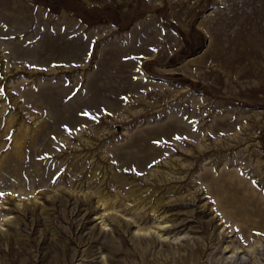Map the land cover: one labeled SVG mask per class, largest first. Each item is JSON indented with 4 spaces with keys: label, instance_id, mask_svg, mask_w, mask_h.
<instances>
[{
    "label": "rangeland",
    "instance_id": "rangeland-1",
    "mask_svg": "<svg viewBox=\"0 0 264 264\" xmlns=\"http://www.w3.org/2000/svg\"><path fill=\"white\" fill-rule=\"evenodd\" d=\"M0 90V264H264V0H0Z\"/></svg>",
    "mask_w": 264,
    "mask_h": 264
},
{
    "label": "snow or ice",
    "instance_id": "snow-or-ice-1",
    "mask_svg": "<svg viewBox=\"0 0 264 264\" xmlns=\"http://www.w3.org/2000/svg\"><path fill=\"white\" fill-rule=\"evenodd\" d=\"M0 91H2V90H0ZM82 115H84V116H86V117H89V118H91V119H95V117H93L90 113H88V112H84V113H82ZM109 115H110V113H109ZM65 131L66 132H68L69 134H71V129H69L67 126H65ZM175 139H177V140H179V139H184L183 137H174ZM53 139H55V138H53ZM157 144H159L160 142L159 141H157L156 142ZM155 163V162H154ZM152 165H150V167H151ZM138 174H140V175H142V173H138ZM3 195V193H0V196H2Z\"/></svg>",
    "mask_w": 264,
    "mask_h": 264
}]
</instances>
